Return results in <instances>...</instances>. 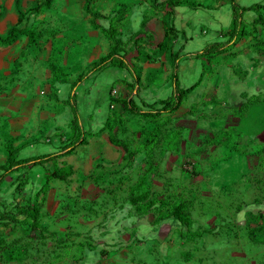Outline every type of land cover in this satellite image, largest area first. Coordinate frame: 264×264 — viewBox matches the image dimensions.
I'll return each mask as SVG.
<instances>
[{
  "label": "rangeland",
  "instance_id": "rangeland-1",
  "mask_svg": "<svg viewBox=\"0 0 264 264\" xmlns=\"http://www.w3.org/2000/svg\"><path fill=\"white\" fill-rule=\"evenodd\" d=\"M14 1L0 0V36L6 35L18 20ZM97 1L108 9L123 40L132 34V23L145 21L149 15L145 5L149 0ZM259 1L262 0H240L238 5H254ZM20 3L26 15L21 28L28 24L42 37L36 40L38 47L28 44L26 34L19 35L10 45L0 46V95L12 91L31 97L37 95L43 99V109L50 115L65 110L71 114L63 101L76 74L73 70L82 67L70 56L75 49L71 41L84 49L89 38L80 22L86 16L81 8L84 0H53L51 7L42 9L39 14L28 12L34 7V0H20ZM261 5L264 6V1ZM137 8L139 14L135 12ZM183 22L189 25L185 27L178 22L177 27L190 31L187 37L194 42L186 44L184 53L216 42L212 37L216 26L213 19L195 16L189 10ZM202 27L207 28V34H202ZM244 27L250 31L253 24L247 23ZM255 28L251 36L238 41L227 54L183 62L178 74L179 80L182 79L180 86L198 84L175 113L143 119L124 114L120 105L113 103L110 109L114 114L110 121L113 132L109 134L123 140L136 155L127 160L128 168L124 170L118 166L113 170L105 167L96 170L101 178L95 179L91 174L90 179L81 177L80 181L87 180L104 190H112L108 184L120 183L121 191L111 196L102 190L94 195L90 192L81 199L80 194L72 193L69 183L54 185L56 193L46 202L42 215V224L53 233L49 231L42 241L37 235L24 239L26 252L22 260L0 259V264H74V259L79 261L76 264H87L84 256L89 247L108 253L101 264H264V243H259L264 228L255 220V216L264 214V28L258 24ZM139 33L148 39L142 36L136 46H129L126 57L139 70L137 90L131 92L120 82L110 86L106 80L102 81L101 75L95 87L92 86L97 89L93 96L103 92L113 99L137 96L147 104L169 96L172 62L168 49L178 50L180 46L169 38L167 50L160 55L151 41L154 37L143 27ZM179 40L180 44L187 42L182 34ZM48 50L49 55L43 59L41 53ZM50 66L59 71L52 73ZM112 72L123 76L120 70ZM91 84L92 81H86L81 88L86 89ZM11 111L0 104V164L5 160V144L17 147L25 140V136L17 135L10 128L11 120L16 118V113ZM51 121L34 126L32 133H28L30 141L45 142L55 131H61H53ZM83 125L86 128V122ZM66 132L61 134L68 135L69 131ZM140 133L144 135L140 137ZM147 138L154 142L145 146L143 141ZM148 166L152 169L146 181L154 194L163 199L184 196L190 200L193 231L207 232L202 239L196 243H181L176 226L165 224L158 228L166 234L161 240L152 223L153 213L144 221L133 216L126 202L130 190ZM50 170L47 166L26 173L31 195ZM59 191H63L65 197ZM10 201L8 198L6 203ZM91 219L94 225L81 222ZM66 226H70L72 232L63 233ZM24 230L23 227L0 230V239L10 243L23 238ZM59 239L64 241L62 246L57 245ZM79 242H86L89 247L80 250ZM19 246H11V249Z\"/></svg>",
  "mask_w": 264,
  "mask_h": 264
},
{
  "label": "trees",
  "instance_id": "trees-1",
  "mask_svg": "<svg viewBox=\"0 0 264 264\" xmlns=\"http://www.w3.org/2000/svg\"><path fill=\"white\" fill-rule=\"evenodd\" d=\"M152 1L155 3L154 5L161 7L163 11L168 8L173 11V8L181 4L182 0H166L159 4H156L157 0ZM19 2V0H15L16 7L18 8V20L6 35L0 36V46L10 45L19 35L26 34L28 44L38 47L36 40L40 39L42 34L28 27V24H25L24 28H21V24L26 15L25 12L20 9ZM52 2L53 0H34V7L28 10V12L39 14L42 9H49ZM94 2L95 0H85L84 4L85 12L92 17L91 23L93 25L95 24L96 19L100 17L99 14L92 9ZM230 2L232 8V21L229 29L221 32V41L209 43L198 51L189 52L184 55H181L183 50V47L181 46L172 56H170L172 60V72L170 74L171 89L170 94L166 99L152 104H147L145 102L137 104L132 96H127L118 99L111 98V102L120 105L124 114L138 116L143 119H157L163 114L168 115L178 111L185 98L195 90L198 84L196 82L187 88H182L180 86L178 64L181 58L189 57L193 59H203L204 57H211L216 54H227L230 47H233L244 37L251 36L252 33L256 31V24L264 28V6L254 4L247 8H242L235 2V0H230ZM247 13H253L256 15L253 28L250 31L246 30L244 27V18ZM165 27V40L156 47L160 54L167 50L168 45L166 39L171 37V39L175 40L179 34L173 26H166L165 23ZM104 33L107 39L111 42L109 52L93 62L86 72L78 76L72 84L67 99L64 102L65 105L69 106L72 115L69 122V134L63 135L56 133L54 137L59 138V144L56 145V147L53 146L51 141L48 143H35L40 147L42 145V147H49L55 151L41 155L25 156L22 154V151L28 145L17 147L8 144L4 145L5 160L0 164V230L13 231L17 227H23L25 228V235L23 238L12 240L10 243L5 242L2 238L0 239L1 260L4 259L8 262L22 260L26 252L25 244L23 243L24 239L31 238L32 235H37L39 240L42 241L45 239L46 235L49 234L46 227L41 224L43 204V199H41V197L46 195L49 183L52 180L66 181V179L73 174V170L70 166L57 167L56 160L62 156L71 154L77 146L85 144L86 142V133L81 125V115L76 105V96L74 93L75 88L89 77L111 68L119 69L128 73L132 81L130 83L121 81L120 83H123L129 91L132 92L137 90L136 88L140 84L139 70L130 64L126 58L129 53L128 47L130 40L126 42L122 41L114 27L105 29ZM137 43L138 42H134L133 45L136 46ZM50 70L55 74L59 71V68L50 66ZM113 117L114 114L110 113L105 125L109 131H112L110 121ZM143 135L144 134L140 133V137ZM109 142L124 152V160L126 161L136 155V153L129 151L125 143L121 140L109 137ZM149 142L153 143L154 141H149L148 138L143 141L145 146H147ZM47 166H50L51 170L46 171L44 174V182L35 194L31 195L27 188L29 185V179L26 176V173L34 168L46 169ZM151 169L152 167L148 166L143 171L139 176L138 182L129 192L128 203L132 207L133 213L138 220L142 221L145 220L149 214L153 213L154 220L152 223L157 230L165 224H170L171 226H176L178 229V237L181 243H196V241L202 239L207 232L204 230L193 231V221L189 212L191 207L190 200L184 196H179L174 199L172 198L171 200L163 199L154 194L151 185L146 181V176L150 173ZM187 173L190 174L191 171H187ZM8 198H10L11 201L6 203ZM255 220L260 226H262V228H264V214H258L255 216ZM157 232H159V239L162 240L166 238V234H164L163 231L158 230ZM259 243H264V236L259 240ZM63 244L64 241L62 239L57 240L58 246H62ZM17 245L21 246H19V248L11 249V246L14 247ZM94 251L95 250H90V255L96 253L100 260L108 254L104 250H99L98 252ZM73 262L76 264L79 261L74 259ZM101 262L102 261H99L96 264H101Z\"/></svg>",
  "mask_w": 264,
  "mask_h": 264
},
{
  "label": "crops",
  "instance_id": "crops-1",
  "mask_svg": "<svg viewBox=\"0 0 264 264\" xmlns=\"http://www.w3.org/2000/svg\"><path fill=\"white\" fill-rule=\"evenodd\" d=\"M164 1L166 0H157L156 4L162 3ZM263 1L264 0L259 1L260 3H254V4L261 5ZM235 2L238 4L240 0H235ZM19 4H20V9H21V3L19 2ZM84 4H85V0L81 7L82 11L85 12ZM154 4L155 3H153L152 0H149L145 3L146 7L149 9V12H148L149 15L147 19L145 21L141 19L138 24L132 23V26H130V29H131L130 33L132 34L129 33L130 34L129 38L127 40H123L122 38L124 36H121L119 34L118 28L115 26V24L113 23L114 21L109 15L110 13L107 12L108 9H105L104 7L102 8V6L98 3V1L95 0V2L92 5V9L95 12H97L100 16L98 19H96L95 24L93 25L91 23L92 17L86 12H85L86 16L82 18V20L80 19L81 17H79V19L81 20L80 22L84 26L83 30L85 31V33H87L89 37L87 38V40L89 41L87 40L85 41L86 46L84 47V49H81V45H79L78 43L71 41L72 42L71 44L75 47V49L71 51L70 56L75 57V60L78 61L77 64L82 66L81 69L77 68L73 70L74 72H76V74H74V77H73L74 79H73L72 84L75 82V80L78 78L79 75L87 71V69L93 62L97 61L99 58L105 56L109 52L111 42L107 39L104 33V30L108 29L109 27H114L117 30V34L122 39V41L126 42L130 40L129 46H132L134 42L139 41V39H141L142 36L144 37V35H141L139 33L140 27H143L145 31L147 32V34L154 37V40H151V41L154 42L157 47V45H159L162 41L165 40V30H166L165 23H166V26H169V27L173 26L175 30L179 32L178 37L175 40L171 39V37L170 39L175 45H179L180 47L182 46L184 50V48H186V44L193 45L194 43L192 38L187 37L190 31L186 32L183 29L180 30V27H177L178 22H180V24L182 22L181 24L182 26L183 24H185V27L187 26V24L189 25L188 22L186 23L183 22L184 15L187 11L190 10L195 16L197 15V16H202L203 18H211L213 19L214 22H216V26H215V29L212 35V37L216 38V41L222 40L220 34L221 32H224L222 31L223 29L229 28L231 24V20H232V14H231L232 8H231L230 0H182L181 4L173 8V11H171V9L169 8L163 11L161 7L156 6ZM14 6L16 10L18 11L15 1H14ZM249 6L251 5H244L240 7L247 8ZM72 8L73 7H71V9ZM135 12L139 14V8H137ZM222 18H223V22L221 21ZM255 18H256V15H254L253 13H247V15L244 18V24H247V23L254 24ZM79 19H72V21H79ZM248 20H251V22H248ZM201 32L202 34H207V28L202 27ZM181 34L184 36V40L187 42H183L180 44L179 42L181 40H179V38ZM144 39L145 40L148 39V36L147 37L145 36ZM211 41H208V42H211ZM87 42H89L90 47L87 46ZM169 50H170L169 56H172L176 51L175 48H173L172 50L168 49V51ZM183 50H182L181 55L186 54L183 52ZM41 54H42V58L44 59L49 55V50ZM158 54L160 53L158 52ZM162 54H164V52L161 53L160 55ZM190 60L191 58L189 57L181 58L178 64V74L180 71L179 69L182 66L183 62L184 61L189 62ZM112 70H119V69L111 68V69L103 70L97 75L91 76L88 79L84 80L74 90V93L76 96V105H77L80 115H82L81 125L83 127L84 132L86 133V142L85 144L77 146L71 154L62 156L56 160L57 167L60 168V167L70 166L73 170V174L70 177H68L66 181L52 180L49 183L46 195L44 197L43 196L41 197V199H43L42 215H43V208L45 204H47L46 202L49 203L50 199H52L53 195L56 193L54 185H57L60 183H63V184L69 183L71 185L72 193L76 195L80 194L81 199H85L86 195H88V193L90 192H91L90 193L91 195H94V194H98L102 190V192L106 191L109 193V196H111V195H114L115 192L118 193L119 191H121L122 185H120V183L114 184V185L108 184V186L112 190H108V188L104 190V188H101L98 185H93L87 180H85V182L80 181L81 177L90 179L91 174H93V178L95 179L101 178L100 174H98L96 170H99V169L104 170L105 167L112 168V170L115 168L114 166H118L122 170H124V168H128L129 162L124 160V152L120 148L113 146L109 142V137H114L113 135H110L109 132H113V131H109L105 127L109 114L111 113L110 109L113 108V105H112L113 102H111V98L109 95L106 94V92H103L100 96L98 95L93 96L96 93L94 90L97 91V89L92 88V86H94V83L97 81V79L101 75H102L101 76L102 81L106 80L107 82H109L110 86H112V84L116 82L119 83L121 81H126L130 83L132 81V79L130 78L127 72L120 70L123 73V76L119 77L116 74L117 72H112ZM171 72H172V66H171ZM180 80L182 81V79ZM86 81H92V84L86 89H82L81 87H83V83H85ZM72 84L71 86H69L70 89L72 87ZM43 91L44 93H46V89H44ZM105 94L106 96H104ZM31 96L32 95H29V94L17 93V92L12 91V92H9L7 95H0V104L8 107L10 111L12 110L14 113H16V118L14 120L12 119L10 122V128L12 131H16L17 135L22 134L23 137L25 136L24 137L25 140H23V142L19 145V146L28 145L22 151L23 155L32 156V155H41V154L48 153V152H54L55 150L52 148H49V147L46 148L45 146L42 147V145L40 147L36 145L35 143L37 141H30V139L32 138L28 137V133L31 132L34 126L41 125V123L45 124V122L52 120L50 124L51 126L54 127L53 131L55 129L57 130L61 129V131L60 130L55 131L51 136L45 139V142L48 143L49 141H51L54 146L58 145L59 138L54 137V136L56 133L61 134V133H67L66 131H70L69 122L72 118V115L68 113V110H65L61 114H56L52 116L47 112V110L43 109V105L45 104L44 101H42L43 99H41L37 95H35L34 97H31ZM133 99L137 104L144 102L143 100H141V98H138L137 96L135 98L133 97ZM83 107L85 109L84 111L82 110ZM52 117L53 119H51ZM84 121L86 122V128L83 125L85 123ZM94 126L96 128H94ZM118 140H121V139H118ZM86 185L92 186L93 188L87 189L85 187ZM63 191L65 192V190ZM63 191H59V194L62 195V197H65ZM126 203L129 205L128 200ZM132 214L133 216H135V214L133 213V209H132ZM42 217H41V224H42ZM81 222L85 223L86 225H89V224L94 225L93 219L88 220L87 222L85 221H81ZM46 229L48 233L49 231L53 233V231L50 230L48 227H46ZM71 230L72 229L70 226H66L63 233L68 234L72 232ZM78 246L80 250H83L84 248L89 247L86 242H83V243L79 242ZM89 248L90 249L87 251V253L84 256L86 263L96 264L99 261H102V259L100 260L96 253L91 254V255L89 253L90 250H95L94 252H98L99 250L95 248H91V247Z\"/></svg>",
  "mask_w": 264,
  "mask_h": 264
},
{
  "label": "built area",
  "instance_id": "built-area-1",
  "mask_svg": "<svg viewBox=\"0 0 264 264\" xmlns=\"http://www.w3.org/2000/svg\"><path fill=\"white\" fill-rule=\"evenodd\" d=\"M113 93H115V92H113Z\"/></svg>",
  "mask_w": 264,
  "mask_h": 264
}]
</instances>
